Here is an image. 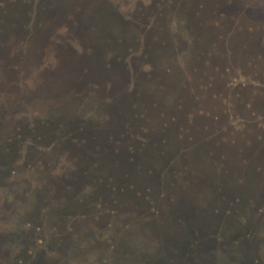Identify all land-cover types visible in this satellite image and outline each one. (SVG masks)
I'll return each instance as SVG.
<instances>
[{"label":"rangeland","instance_id":"1","mask_svg":"<svg viewBox=\"0 0 264 264\" xmlns=\"http://www.w3.org/2000/svg\"><path fill=\"white\" fill-rule=\"evenodd\" d=\"M52 1L65 4L66 0ZM67 1L68 6H65L67 8H74L79 2ZM96 1L87 0L86 4ZM111 1L114 8L121 12L120 18L125 23H128L125 18L131 19L129 21L133 23V19L134 22L143 20V13L146 12L148 15L146 29L130 24L135 28L132 30L129 48V70L124 69L125 62L116 60V71L121 72L123 77L110 94L101 95L103 96L101 98L109 102H102L100 110L97 107V96L92 94L87 96L85 94L88 93L84 92L83 100L70 101L66 107L58 110L59 113L69 114L76 105H80L82 117L91 115L96 109L97 118L99 119L100 113L102 120H105L109 119L111 114L109 107L115 104V113L120 119L122 120L126 114V118L132 121H141L140 126V123L134 124L136 130L143 127L142 132L148 137L156 136L163 129L164 133L160 135H164L166 137L164 140L171 145L175 144L173 138H180L176 141L178 146L177 144L175 146L179 147L181 152L189 150L190 156H186L189 162L185 163L192 167L190 171L193 174L182 168L184 160L176 164L174 162L172 167L177 169L178 189L180 191L186 189L185 196L189 200L191 192L187 191L189 188L186 186L191 185L194 188L197 201L193 206H196V212L199 213L197 206L201 207L202 213H209L208 222H216L215 229L207 232L216 233L214 236L219 241L218 245L227 242L225 246L223 243L218 251H215L214 261L220 264H249L251 256L256 255L257 263L264 264V0ZM105 4L108 5L106 1ZM20 6L16 7V4H13L11 7ZM80 6L83 7L77 5L78 8ZM101 38L98 37L101 43L111 41L109 37L104 40ZM72 44L73 48H67L69 55L81 51L80 48L76 50L74 42ZM99 65L102 69V62H99ZM74 74L79 78L86 75ZM27 82L24 92L21 93L23 96H20L21 103H14L18 117H33V114L47 113L51 102H47L43 96L34 97L37 84L34 81ZM4 87L8 88L10 85H3L1 88ZM4 99L5 95L2 98L3 102ZM6 132L10 134L11 130ZM93 145L90 139L88 145L85 144L84 150L92 158H87L86 161L84 159L83 162L94 165L93 157L100 158L99 164L96 163L97 168L104 171V168H109L117 172L120 180L116 185L125 190L124 194L128 196H120L121 200H141L140 194L148 188L144 187L140 172L135 173L138 171L136 168L140 167V161L142 162L139 159L140 155L134 153L129 157V150L122 142L116 147L109 148L106 144L104 149L100 147V151H104L102 157L94 153ZM23 147L27 149L28 144L25 143ZM37 147L41 151L44 150L39 144ZM52 150L54 151L47 164L50 168L58 170L53 173L62 174L60 168L75 167L70 165L68 156L61 151L60 145ZM149 151L155 153L150 143ZM180 151L176 158H185ZM164 156L165 154L161 157ZM27 161L21 158L13 163L14 167H17V173L22 169L24 173L28 170L23 164ZM164 163L166 164V161ZM27 165L33 167L32 163ZM40 165L41 161H38L36 166L40 168ZM127 170L134 174H129ZM43 171L44 175L49 173V170H34L35 173L30 170L35 176L42 174ZM222 172L225 175L220 177ZM205 173H211L217 183L222 179V186L225 184L228 189L223 188L224 191H219L213 184L204 181ZM142 174H145V171H142ZM19 175L21 174L18 173ZM189 177L195 179V185L199 182V189L192 183L189 184ZM32 183V189H40L43 186L38 180ZM103 188L106 190L107 186ZM84 189L79 193L80 198L88 199L90 194L86 187ZM19 190L21 188L15 186L4 193L0 192L2 199L0 223L6 233L16 227L19 221L13 209L18 213L25 212L30 206L27 203L28 197L34 199L28 190L24 195L20 192L23 200L21 199V204L16 205L13 197L18 195ZM152 190L151 199L158 200L159 196L156 198ZM219 192L223 195L220 196ZM224 196L229 200L228 205L220 207L221 203L217 201ZM240 196L244 198L242 207L233 202L235 197L242 199ZM7 197L11 202H8L6 207L2 202H5ZM124 204L133 205L119 202V209L127 211L116 219L111 216L107 220L112 226L109 232L105 227L106 223L100 217L106 213L100 210L102 213L99 214L96 209L87 206L86 217L77 220V229H73L71 243L65 247L67 259L62 263L140 264L149 259L150 255L156 254L161 239L158 229L165 218L152 216L153 207L147 209L149 213L145 216L147 212L141 214L138 206L135 208L133 205L128 210ZM170 208L168 202L160 201V214L161 211ZM184 216L192 218L188 214ZM172 227L170 225L162 231L170 232L173 230ZM101 233L104 234V238L99 237ZM235 236L238 238L235 239ZM110 237L114 238V241H111ZM111 242L113 249L110 246ZM117 247L121 248L120 252L117 251Z\"/></svg>","mask_w":264,"mask_h":264},{"label":"flooded vegetation","instance_id":"2","mask_svg":"<svg viewBox=\"0 0 264 264\" xmlns=\"http://www.w3.org/2000/svg\"><path fill=\"white\" fill-rule=\"evenodd\" d=\"M86 1L79 0L77 3L83 7L78 8L76 5L74 8H67L65 7L68 6L67 0L66 5L52 0H0V192L4 193L7 189L19 186L21 190L13 197L16 205L21 204L23 200L20 192L24 195L28 190L34 196L33 200L28 197L27 203L30 206L25 212L18 213L13 209L14 214L19 217L16 227L6 233L0 223V264H61L67 259L65 247L71 243L73 229H77V220L86 217L87 205L96 209L99 214L102 213L100 210L106 213L100 217L103 218L109 232L112 226L107 220L111 216L116 219L127 211L119 209V202L131 203L135 208L138 206L141 214L147 212L145 216L149 213L147 209L153 207L152 216L165 218L158 229V235H161L159 253L150 255L149 259L140 264H220L214 261V256L215 251H218L224 242L218 245L219 241L214 236L216 233L207 232L215 229L216 222H208L209 213H202L201 207L197 206L199 213L196 212L193 203L195 204L197 200L191 185L186 186L189 188L187 191L191 192L189 200L193 198L190 201L185 196L186 189H181L182 191L178 189L177 169L172 167L174 162L176 164L184 160L182 168L193 174L190 171L192 167L185 163L189 162L187 158L190 156L189 150L181 152L179 147L175 146L176 144L178 146L176 141L180 138H173L175 144L171 145L164 140L166 139L164 135H160L164 133L163 129L156 135L157 137L155 135L148 137L142 132L143 127L136 130L134 124L140 123V126L141 121H132L126 118V114L124 120H121L115 113V104L109 107L111 114L110 116L107 114L109 119L105 120H102L100 113L99 119L97 118L96 109L91 115L82 117L80 105H76L69 114L59 113L58 110L66 107L70 101L83 100L84 92L88 93L85 94L87 96L89 94L97 96L99 110L102 102H109L101 97L110 94L123 77L121 72L116 71V60L125 62L124 69L129 70L132 30L135 26L147 28L146 12L143 13V20L134 22L133 19V23L124 16L128 22L125 23L120 18L121 12L114 8L113 1L97 0L89 4H86ZM13 4H16V7L20 4L23 6L13 8L11 7ZM130 24L135 26L132 27ZM44 32L45 34H42ZM98 37H102L101 40L109 37L111 41L101 43ZM72 42L75 43L76 50L81 49L75 55L68 54L67 48L74 47ZM99 62H102V69ZM74 73L86 75L79 78ZM27 80L37 84L34 97L43 96L51 103L47 113L19 118L14 103H21L20 96H23L21 93L24 92ZM3 85L10 87L1 88ZM4 95L5 103L2 101ZM6 130H11L10 134ZM89 139L94 144V153L102 157L104 151H100V147L103 149L106 146L116 147L122 142L129 150V157L134 153L140 155L139 159L142 162L140 161V167L136 168L138 171H134L140 172L143 185L148 188L140 194L141 200H121L120 196L127 194L116 185L120 180L117 172L109 168L103 167L105 171L97 168L96 163L99 164L100 158L93 157L94 165L83 162L84 159L86 161L87 158H92L84 150ZM25 143L28 144L27 149L23 147ZM149 143L155 153L148 152ZM37 144L44 150L37 149ZM59 145L61 151L68 156L70 165L75 166L73 169L60 168L62 174L53 173L58 170L50 168L47 164L54 151L52 149ZM179 151L185 158H176ZM164 154L165 156L161 157ZM21 158L28 160L23 163L28 170L25 173L23 169L20 170L18 173L21 175L18 176L17 167H14L13 163ZM38 161L42 164L40 168L36 166ZM27 163H32L33 167ZM36 167L37 169H34ZM41 169L49 170V173L46 172L47 175H44L43 171L40 175L31 174L35 173L34 170ZM142 171H145V174H142ZM129 174L133 175L134 172L130 170ZM205 174L204 181L213 184L217 190L228 189L224 183L222 186V179L217 183L211 173ZM222 175L225 174L222 172L220 177ZM36 180L43 184L42 188H31L32 182ZM84 183L91 186H85ZM191 183L194 187L199 186V182L195 185V179L189 177V184ZM104 186H107L106 190ZM85 187L90 195L88 199L86 197L83 200L79 193L84 191ZM151 189L156 198L159 196L158 200L151 199ZM219 195L222 196L223 193L219 192ZM5 200L2 203L7 207V203L11 201L8 197ZM160 201L168 202L171 208L161 211L160 214ZM217 202L221 203L220 207H224L228 205L229 200L224 196ZM233 202L242 207L244 198L235 197ZM133 205L124 204L128 210ZM69 213L71 214L68 215ZM186 214L192 218H186L184 216ZM170 225L173 226L172 231H162ZM237 231L239 232L238 229ZM101 234L99 237L104 238V234ZM237 238L235 236V239ZM110 240L114 241V238ZM110 246L113 249V242ZM120 247L116 248L118 252L121 250ZM127 254L125 251V255ZM255 258L256 255H252L249 264H258Z\"/></svg>","mask_w":264,"mask_h":264},{"label":"trees","instance_id":"3","mask_svg":"<svg viewBox=\"0 0 264 264\" xmlns=\"http://www.w3.org/2000/svg\"><path fill=\"white\" fill-rule=\"evenodd\" d=\"M82 199H83V198H82ZM84 199H85V198H84ZM84 199H83V200H84ZM96 205H97V204H96ZM87 206H89V205H87Z\"/></svg>","mask_w":264,"mask_h":264}]
</instances>
